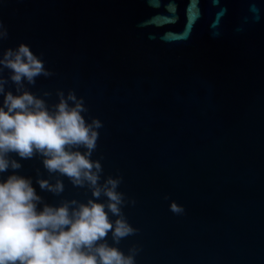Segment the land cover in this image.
I'll list each match as a JSON object with an SVG mask.
<instances>
[{
    "label": "water",
    "instance_id": "water-1",
    "mask_svg": "<svg viewBox=\"0 0 264 264\" xmlns=\"http://www.w3.org/2000/svg\"><path fill=\"white\" fill-rule=\"evenodd\" d=\"M157 4L0 0L5 47L43 53L55 75L32 92H53L51 104L57 89H74L86 118L103 122L93 159L137 201L124 211L140 232L120 244L142 248L137 264H264V0ZM161 16L174 22L152 23ZM13 158L45 203L90 198L66 177L62 196L42 191L40 158Z\"/></svg>",
    "mask_w": 264,
    "mask_h": 264
},
{
    "label": "clouds",
    "instance_id": "clouds-1",
    "mask_svg": "<svg viewBox=\"0 0 264 264\" xmlns=\"http://www.w3.org/2000/svg\"><path fill=\"white\" fill-rule=\"evenodd\" d=\"M9 40L0 18V174L13 173L6 179L0 175V264H137L142 248L133 244L125 252L120 247L140 232L124 211L137 201L119 190L122 175L105 177L103 157L93 159L103 122L86 118L89 108L74 89H57L51 104L53 92H32L38 78L55 73L46 67L43 53L37 55L23 42L5 47ZM13 156L40 158L49 174L36 181L42 191L62 196L61 178L66 177L90 198L45 203L31 178L15 174L22 164ZM169 211L182 216L186 210L171 201Z\"/></svg>",
    "mask_w": 264,
    "mask_h": 264
},
{
    "label": "snow or ice",
    "instance_id": "snow-or-ice-1",
    "mask_svg": "<svg viewBox=\"0 0 264 264\" xmlns=\"http://www.w3.org/2000/svg\"><path fill=\"white\" fill-rule=\"evenodd\" d=\"M152 4L155 5V6H159L157 4V0H151ZM170 11H174V9H170ZM253 11H255V9H253ZM223 12H221L220 15H222ZM199 15V12L198 10L195 8V5L193 6V10H192V18H195L196 16ZM174 20L168 16H161V17H157L155 18L152 23H155V24H170V23H173ZM187 35V32H185L184 36ZM184 37H181V36H176V35H173L172 33H169L167 36H166V39H169V40H176V39H182Z\"/></svg>",
    "mask_w": 264,
    "mask_h": 264
}]
</instances>
